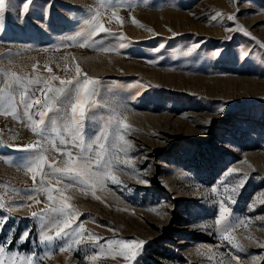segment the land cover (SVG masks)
Here are the masks:
<instances>
[{"label":"rangeland","instance_id":"rangeland-1","mask_svg":"<svg viewBox=\"0 0 264 264\" xmlns=\"http://www.w3.org/2000/svg\"><path fill=\"white\" fill-rule=\"evenodd\" d=\"M22 2L6 0L8 7L0 14V86L5 70L47 76L50 67L52 74L66 78L76 74L79 64L82 75L97 79L91 107L86 105L85 141L95 140L101 127L113 131L107 123L109 116L129 125L121 130L131 141L127 149V156L133 157L131 164L117 162L116 156L123 161L126 155L119 146L109 145L111 172L121 183L107 180L95 189L81 191L76 184L65 190L69 203L80 212L78 221L89 230L84 238L90 233L99 234L97 243L109 238L145 240L132 264H228L233 255L249 264L251 256L259 257L264 248L248 237L264 241V222L254 219L264 215V204H259L264 200V47L257 43L264 42V0H51L50 5L48 0H32L21 15ZM96 11L114 35L64 39L86 27L83 21ZM113 11L120 21L111 16ZM229 13H235L239 25L256 40L232 31L236 24L227 20ZM192 44L198 47L188 53ZM216 49L221 51L213 56ZM32 64L37 66L35 73ZM21 90L15 92L17 101ZM73 95L74 88L69 86L58 98L59 107L49 113L57 117V123H49L43 138L31 131L32 121L22 105L13 113L0 104V200L6 207L20 199L31 205L17 215L8 214L0 227V242L12 238L0 253V264L13 260L27 264L33 252V259L47 252L39 242L40 221L28 216L45 206L46 193L35 194L39 203L27 200L33 195L34 181L22 164L31 153L11 146L46 139L45 156L57 165L66 154L56 148L77 152L76 144L60 141L61 136L72 139L59 118L64 109L70 111L66 104ZM222 104L224 109L219 111ZM38 118L35 113L33 119ZM98 146L92 144L90 155L95 156ZM230 166L249 174L234 194L235 202H228L230 222L251 218L247 227L233 230L247 245L244 251L222 244L214 224L221 195L213 193L211 185ZM236 175L224 176L217 184L223 197L228 195L223 185L231 186ZM142 179L148 183H140ZM57 180L61 177L52 175L46 183ZM253 197L257 207L249 209ZM5 211L0 209V216ZM25 229H30L29 238L18 244ZM47 246L54 247L43 264H126L125 256L118 254L119 246L115 252L108 251L107 244L101 249L82 243L71 252H60L59 241ZM94 251L101 255L84 261ZM259 264H264V258Z\"/></svg>","mask_w":264,"mask_h":264},{"label":"snow or ice","instance_id":"snow-or-ice-1","mask_svg":"<svg viewBox=\"0 0 264 264\" xmlns=\"http://www.w3.org/2000/svg\"><path fill=\"white\" fill-rule=\"evenodd\" d=\"M11 2V0H9ZM32 4V0H23L20 4L19 13L23 15L27 12ZM48 4H51V0H48ZM8 5L6 0H0V14H2ZM47 7H45V16H47ZM91 11V10H90ZM117 21L121 20V17L116 14L115 11L111 13ZM227 20L234 22L236 24L232 31H240L245 35L251 36L253 40H256L255 36H252L242 25H239L235 13H229L227 15ZM134 19V18H133ZM86 27H82L79 31L73 33L71 36H66L64 39L72 40L76 37H87L91 38L97 36L98 34H108L114 35L111 28L105 27L104 20L102 19L101 13L96 11L91 14L87 19L83 21ZM3 29V25L0 24V30ZM176 33H173L175 35ZM261 47H264V42L257 41ZM121 48L127 47V45L121 44ZM161 48L164 47L163 44L160 45ZM198 47L197 44H192L187 48L188 53H192ZM8 50H5L7 52ZM221 50L216 49L213 56L217 55ZM243 58V57H241ZM36 64H32L33 72L35 73ZM67 68V65H65ZM47 76H37L33 75L31 77L17 73L11 70H5L4 76L6 79L3 85L0 86V104H4L7 108H11L13 113L16 111L18 104L22 105L25 114L28 119L32 121L31 131L36 133L38 137H45L49 130V123L53 126L57 123V117L55 115L50 116L54 109L59 107L58 98L65 92V90L72 86L74 88V95L72 99L66 104L70 106V111L64 109L60 113L61 120L65 123L64 130L69 132L72 139L67 140L63 136L60 137L62 144L73 143L76 144L77 152L73 153L71 149L68 148H56L57 152L66 154V159L61 165H57L56 161L53 160L49 162L45 156L44 145L47 144L46 139H40L32 143H26L22 145H12L11 147L16 149H22L31 153L27 161L22 164L26 168L28 173H31L34 184L31 187V192L33 195L27 196L28 201L32 203H39V197L35 194L38 192L46 193V200L44 201L45 206L39 208L36 211H30L28 216L33 217L40 221L38 237L41 244L46 245L47 252L44 257L51 255L53 247L51 245L54 242L59 241V251L65 252L66 250L71 252L74 245L84 244L86 247L88 244H96L97 247L104 249L105 244L109 246L108 251L115 252L117 246H119V255L125 256L126 264H132L137 255L142 251V246L146 243L143 239H113L109 238L104 241V243H97L101 240L99 234L91 235L85 239L83 234L89 230L85 227L83 221H78L80 216L79 210L71 203H69L70 197L65 195V190L73 188L76 184L81 186V191L84 189H95L96 187H103L107 180H111L115 184L121 183L119 178L112 174L110 165L113 162V154L109 150V145L120 147V151L124 152L126 159L120 161L119 156L115 157L117 162L123 164H131L133 157L127 156V149L131 147V141L126 140L123 129H127L129 125L121 119H117L115 115L109 116L107 123L112 126L113 131L110 133L107 127H101L99 132L96 133L95 140L86 142L85 136L82 132L83 121L86 115V105L91 107L89 101L93 98L94 93L97 91L96 84L97 79L94 76L81 74V67L76 64L75 75H70L66 78H61L58 75L52 74V69L49 67L47 69ZM59 81L56 85L53 82ZM138 82H133L136 84ZM32 89L29 92V89ZM20 99L16 100L15 92L20 90ZM39 95H36V93ZM139 92H137V95ZM135 99V97H133ZM122 107H126L122 105ZM223 104L218 109L223 111ZM30 110H34L30 111ZM38 113L39 118L33 119V115ZM47 117V121H46ZM210 121H205L209 123ZM52 131H57L55 127L51 129ZM78 142V143H77ZM122 142V145H121ZM97 143L99 146L95 150V156L90 155L92 151V144ZM54 146V145H53ZM5 160H11V157H3ZM45 165H48L46 169ZM147 171V169L145 170ZM229 174H238L235 176L231 186L225 183L223 185L225 191L228 193L227 197L219 192L217 184L223 180L224 176ZM52 175H59L61 180H57L56 183H46L47 179ZM39 176V179H37ZM249 174L244 172L241 168L230 166L226 169L223 175L220 177V181L211 185V191L221 195L219 199L218 213L215 217L214 224L217 233L219 234V239L222 244L226 242L231 245L234 249H239L244 251L247 249V245L242 244L235 235H233V230L235 228L244 226L247 227V220L251 218L241 217L235 222H230L229 217L231 215V209L228 207V202H235V196L239 189L243 187L244 183L247 181ZM62 181H70L62 183ZM140 183H148L147 179L140 180ZM207 191V190H206ZM264 191V190H262ZM55 193V194H54ZM95 194V192H93ZM99 199V197H97ZM259 204H264V200H260ZM31 208L30 204L26 203V200L20 199L16 201H11V205H5L3 200H0V209L6 210L5 215L0 216V227L3 226L5 221L8 219V214H15L25 208ZM257 207V201L255 197L248 204L249 209H254ZM254 219L264 222V215L255 217ZM30 229H25L24 232L18 237L17 243L22 244L26 239L29 238ZM249 241H256L260 247L264 248V241H260L253 236L248 237ZM12 242L11 236L5 238L3 242H0V253H3L6 246ZM36 241H33L35 245ZM212 247V245H209ZM15 256L17 253L14 251L11 253ZM101 252L94 251L91 255H85L83 257L84 261L90 259L94 260L96 257L100 256ZM36 253H32L27 258V264H43L44 257L33 259ZM264 258V252L260 253V256H251L249 258V264H259V260ZM12 264H16L13 260ZM228 264H245L241 259L240 255H233L228 262Z\"/></svg>","mask_w":264,"mask_h":264}]
</instances>
